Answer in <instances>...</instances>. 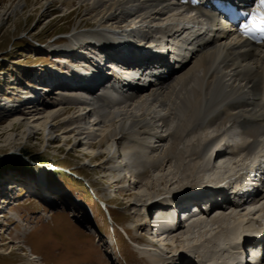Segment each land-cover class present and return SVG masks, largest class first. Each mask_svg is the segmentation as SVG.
Here are the masks:
<instances>
[{
  "label": "rangeland",
  "instance_id": "1",
  "mask_svg": "<svg viewBox=\"0 0 264 264\" xmlns=\"http://www.w3.org/2000/svg\"><path fill=\"white\" fill-rule=\"evenodd\" d=\"M16 1L0 0V95L14 91L8 88L9 85L30 89L27 88V81L36 79L32 74L38 73L41 64L51 66L63 62L62 58L58 61L51 55L58 45H70L68 39L72 35H91L94 27L102 26L94 23L86 5L81 8L80 4H76L67 9L56 1L52 4L41 1L15 8ZM168 17L169 14L157 22L146 19L140 31L148 32L152 26L154 29L155 26L165 25ZM128 19L123 24H106L102 28L134 30L136 23L128 22ZM66 61L71 62L73 58ZM13 75L12 82L15 84L10 81ZM42 77L44 82L50 81L49 74L46 78ZM3 101L0 98V159L17 157L25 165L0 173V196H5L6 186L12 195H21L14 198L20 200L21 205L6 210V217L0 219V264H182L184 258L186 264L193 263L188 256L200 250L199 244L203 242L200 235H205L204 230L197 232L198 235L195 233L193 239L190 237L192 240H185L186 236L185 241L177 242L176 237L184 235L188 228L185 225L179 234L156 240L158 242L153 248L144 242L147 237L152 238L150 229L146 230L145 226L151 222L150 209L160 199L177 196L182 189L206 183L209 177L197 181L203 178L204 173L196 172L193 177L186 178L185 173L177 166L175 168L174 161L139 177L136 171L130 169L133 168L132 162L124 158L122 145L126 142L121 140L122 135L109 136L113 130L111 123L95 113L91 99L87 100L89 104L84 105L65 102L54 90L43 96L38 105L25 103L21 105L23 107H12L11 110L5 109ZM11 104L16 103L12 101ZM147 105L140 106L135 112ZM66 109L73 110L64 114ZM153 109L159 114L166 113L157 106ZM83 114L86 115L77 118ZM102 120L105 123H101ZM147 122L152 132L160 135H168L175 126L173 121L162 130L157 129L155 119L147 117ZM216 129L215 126L206 128L197 133L198 138L201 135L214 136ZM231 132L237 135L240 130L232 129ZM195 136L189 135L183 143ZM150 142L156 147L157 143L161 145L158 139ZM167 144L165 142L164 145ZM192 157L186 155L184 162L194 163L202 159L197 155ZM228 161V170L233 172L223 177L225 182L236 178L235 174L242 165L250 162L244 154L230 156ZM172 171H178V177L186 179L178 184L171 183L172 186L160 183L161 176ZM209 175L212 176L213 172ZM91 190L98 200L107 203L109 218L102 211L99 201L90 194ZM141 199L145 201L141 202ZM232 210L234 215L240 213L243 216H237L234 221L232 214L227 225L224 224L220 231L215 230L210 237L216 238L217 243L228 226L264 218V199L258 204H248L244 212ZM250 211H254L251 216ZM219 213H223V209L212 216ZM213 227L210 230L216 228ZM217 234L219 236L216 237ZM222 250L225 252H220L223 257L236 255L232 249L230 252Z\"/></svg>",
  "mask_w": 264,
  "mask_h": 264
},
{
  "label": "bare ground",
  "instance_id": "2",
  "mask_svg": "<svg viewBox=\"0 0 264 264\" xmlns=\"http://www.w3.org/2000/svg\"><path fill=\"white\" fill-rule=\"evenodd\" d=\"M41 1L46 4H52L53 1H56L55 3L63 4V7L67 9L73 8L76 4H80L81 8L86 5L87 13L93 15L94 23H97V25L101 24L103 27L106 24L110 25L112 23L113 25L123 24L127 18H129L128 22L133 21V24L136 23L134 30L132 28L130 30L127 28H119L117 30L105 29L101 26L94 27L92 32H90L91 35L82 37L72 35L68 39L70 45L60 44L56 48V51L51 53L53 57L58 58V61L63 57H70L80 61L84 59L83 57H97L88 51H80L79 48L82 45V41H85V45L89 47H94L93 44L95 46L101 45L103 50L113 48L115 45H129V47L125 46L127 52H134L137 49L140 53H143L145 51L140 48L141 45H130L128 40L135 41L138 37L144 40H151L157 32L163 34L162 42L168 38H173L176 34H178L179 41H186L187 38H191L187 36L188 28L186 26L182 27L179 32L178 30H174L177 24L180 25L182 22L189 23L193 18L192 15L186 13L187 10L180 11L178 7H175L174 0H17L14 7L21 8L23 5L37 4ZM143 14H146V17H143ZM168 14L169 17L165 20L168 21L169 19V21L165 25L155 26L156 28L154 29L152 26L148 32L140 31L146 19L160 21V19L162 20ZM161 16L164 17L158 18ZM174 16L176 19L172 20L171 18ZM194 22L197 23V21ZM133 32L135 34H132ZM204 38H198V41L193 43L195 51L192 53L189 61L183 65L178 63L176 66L169 67L170 74L167 78L161 77L156 84L149 86L140 82L139 84L143 83L144 86L138 85L130 89L126 95L110 88L107 84L110 82L107 81L102 82L98 86H91L93 83L84 86L85 84L82 80L74 79L76 81H73V79L71 80L67 77L64 71L60 72L55 69L56 67L54 68L52 67L53 65L50 66L48 64H41L40 67L42 68L38 69V73L32 74V77H36L41 82H44V78H40V76L43 75L45 78L47 76L42 73H45L47 70L52 71V74H49L50 83L48 84L52 85V83L58 82L59 86L57 87L58 89L51 88L49 91L57 89L59 96L65 102L84 105L89 104L87 100L91 97V105L93 104L95 113L97 112L105 122L108 120L111 123L113 130L109 133V136L114 137L118 133L122 135L121 140H125L126 142L122 145L126 156L124 158H128L129 162H132L131 167L134 170L133 168L130 169L136 171L139 177L148 175L153 169L164 168L165 164L174 161L176 164L175 168L177 166L178 170L185 173L186 178L193 177L196 172L204 173L203 178L197 181H203L206 177H209V179H206V183L197 186V188H201L205 185H213L223 181L225 175H232L233 171H229L230 169L227 167V161L230 156L233 157L244 153L246 160L255 162L264 154V45L250 47L238 39L224 38V32H216L215 38L206 43L202 42ZM125 53V51H121L116 54L123 55ZM103 55L109 57L110 60L108 61L112 63H118V58H120V55L114 56L113 53L108 52H103ZM43 66L46 67L43 68ZM163 66L168 67L165 63ZM159 72H157V75L161 76L162 74ZM127 76L131 78L130 75L127 74ZM11 77L10 81L12 82L15 77L14 75ZM29 80L32 87L34 81L37 79ZM12 84L15 83L12 82ZM74 85H79L80 87ZM8 88L12 90L15 86L9 85ZM18 88L21 87L19 86ZM15 91L9 92V96L7 97L19 101L21 105L25 104L26 102L23 103L20 100L21 98L18 97L19 92ZM0 96L3 100L6 98L4 94ZM43 96L37 95L35 99L27 103L31 105L35 103L36 105L41 104ZM145 104H148L147 107L141 108L138 113L135 112L137 108ZM153 106H157L161 111L165 110L166 113H156ZM5 109L7 108L5 107ZM72 110L66 109L63 112L65 114ZM85 115H79L77 118H82ZM147 117L155 119V122L158 124L157 129L160 128L162 130L168 128L170 122L173 123L174 121V129L168 135L154 133L147 122ZM104 120L101 123H105ZM212 126L217 128L214 136L208 137L205 135V137H201V135L200 139L198 138L199 132ZM232 129H238L240 133L236 135V133L231 132ZM71 131H74V129H71ZM194 134L196 136L194 139L192 138L193 140L188 139L189 142L183 143L186 137ZM238 137L240 142H238ZM155 139H158L161 145H158V143L157 147L156 145H151L150 141ZM199 141L202 142L200 143ZM165 142L166 144L168 142L166 146L164 145ZM182 145L185 146L182 147ZM233 145L234 147H242L241 152H227L226 148H231ZM215 151L217 152L214 154ZM186 155L188 158L197 155V157H202V159L199 162L185 163L184 157ZM174 172H168V175L161 176L160 183L165 185H171V183L178 184L180 181L186 179L184 176L179 178L176 174L178 171ZM210 172H213L212 176L209 175ZM228 184H233L231 178L228 180ZM195 188L196 186L184 189V191L182 189L180 193H177V196L160 199L152 207L153 209H150L149 218L153 213L160 212L157 222L162 230H167L170 222L166 223L161 212L166 211L171 202L178 205L187 202V200L196 203L206 201V199L214 200L213 197L208 198L209 196L191 198V195L195 194V192L191 193V191ZM5 190L6 193H3L5 196H0V209L2 210L0 218L6 217V210L21 205L20 200L14 199L21 195H12L8 191L9 189L7 190V186ZM132 197L133 195H131ZM263 199L264 189L260 192L258 198H249L246 203L251 200L249 204H258ZM143 201L145 200L141 199V202ZM244 205L239 206L226 199L222 207L223 213L212 216V214L217 212V209H221L220 205L214 202L212 210L202 212L196 218H191L184 235H181V237L177 236L176 238L178 239L177 242H180L187 236L185 240L188 241L195 233L197 234V232L199 233L201 230H204L203 233L205 235L203 233V235H200L203 241L199 244L200 250H196L188 256H191L193 260L192 264H233L235 262L234 260L238 257L237 255L240 253L239 249H242L244 242H242V238L238 240L230 235L235 236L240 234L245 237L244 235L246 234L243 231L250 228L254 220L249 219L234 225L228 232L225 229L221 233L218 243L215 241L216 238L210 236L213 233L215 234V230L220 231L223 225L229 222L230 215H234L235 212L232 208L236 209V211L240 209L244 212L246 208ZM230 211H232L231 214H225ZM253 213L254 211H250L249 215L251 216ZM237 216L242 217L243 215L240 213L234 215L233 220ZM213 226L216 228L210 230ZM183 227L177 231L169 230L168 235L164 236V239L170 237L171 234H179ZM145 229H150L149 223L148 225L146 224ZM217 236L219 235L217 234ZM230 237L229 241L227 238ZM152 239L147 237L144 242L155 248V243L158 242L156 240L161 239V237L158 236L157 239ZM167 246L170 247L169 244ZM227 247H233L236 255L229 254L223 257L220 252H225L221 251V249L226 250ZM226 251L230 252L231 249ZM184 256L185 254L182 257L184 258ZM254 261L257 262L256 257H254ZM186 262L187 260L184 258L182 264H186ZM257 263L264 264V262ZM235 264L241 263L237 262Z\"/></svg>",
  "mask_w": 264,
  "mask_h": 264
},
{
  "label": "trees",
  "instance_id": "3",
  "mask_svg": "<svg viewBox=\"0 0 264 264\" xmlns=\"http://www.w3.org/2000/svg\"><path fill=\"white\" fill-rule=\"evenodd\" d=\"M32 159H36V158H32ZM21 165H25V163L24 161H22L20 158H17V157H10L4 160L0 159V173L5 172V170H8V169H20L19 166Z\"/></svg>",
  "mask_w": 264,
  "mask_h": 264
},
{
  "label": "snow or ice",
  "instance_id": "4",
  "mask_svg": "<svg viewBox=\"0 0 264 264\" xmlns=\"http://www.w3.org/2000/svg\"><path fill=\"white\" fill-rule=\"evenodd\" d=\"M261 4L264 5V0H261ZM253 23L255 24V17L253 18ZM259 31L264 32V17H261L259 24H256Z\"/></svg>",
  "mask_w": 264,
  "mask_h": 264
}]
</instances>
